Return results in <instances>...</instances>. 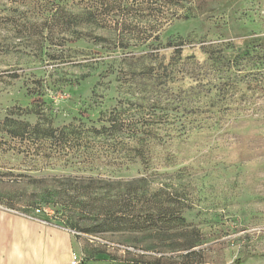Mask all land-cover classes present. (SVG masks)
<instances>
[{
  "label": "rangeland",
  "instance_id": "1",
  "mask_svg": "<svg viewBox=\"0 0 264 264\" xmlns=\"http://www.w3.org/2000/svg\"><path fill=\"white\" fill-rule=\"evenodd\" d=\"M36 1L0 0V207L69 229L81 264H264V0H131L160 20L77 29Z\"/></svg>",
  "mask_w": 264,
  "mask_h": 264
},
{
  "label": "trees",
  "instance_id": "2",
  "mask_svg": "<svg viewBox=\"0 0 264 264\" xmlns=\"http://www.w3.org/2000/svg\"><path fill=\"white\" fill-rule=\"evenodd\" d=\"M23 4H25V0H21ZM61 0H59L60 2ZM65 3V6L61 8L63 10L64 15L60 16L57 13V18L58 16L63 17V20L67 21V25L71 28H81V27H89V26H96L97 28H106L104 26H107L108 23L110 22V18L112 17H119L126 19L127 18H132L134 19H147V20H155L158 21L159 19V14L162 13V6L160 7V10H155V9H149V8H144L142 4L140 6H133L131 5L130 1L131 0H63ZM158 1V0H157ZM162 3L165 2L166 5H169L170 3H176L178 0H160ZM182 2H185L186 0H180ZM50 2H52V5H59L58 0H37L35 2L36 5H40L42 8L46 7ZM57 2V3H56ZM56 12H58V9H60V5L56 6ZM148 13V14H145ZM189 13V12H188ZM147 15V16H146ZM193 16V15H192ZM192 16L187 15L185 16V20L191 18ZM147 17V18H146ZM171 17L174 19L182 20L183 16H175L171 15ZM62 19V18H61ZM166 22L164 24H168L172 21L167 19V17H163ZM57 20V19H56ZM119 23V20L118 22ZM164 24H159V26H164ZM169 26V25H168ZM133 28H136L132 23L127 24L126 21L121 23V28L117 29L120 31L118 34V39L122 37L123 33L128 32L134 34L131 30ZM73 34L75 33H82L83 32L76 30L72 32ZM81 37V36H80ZM82 38V37H81ZM80 38V39H81ZM102 38L98 37L96 40H101ZM120 42V41H119ZM123 43V39L121 41ZM121 45V44H119ZM10 123V128L13 127H18V129H11L8 131L13 137H19L25 134L32 135L36 134L39 136L42 135L43 139H64L65 137L69 136L67 133L70 129V127H65L61 130H56L52 127H42L41 125L37 124L36 126H31L29 123H24V122H15L14 120H11L7 118L5 121V124L8 126ZM12 123V124H11ZM113 129V128H112ZM110 129L108 128H102L100 130L95 129L94 132L97 133L99 136H102L104 134H107ZM72 133V132H71ZM120 186H123L124 184L119 181L117 182ZM113 185L111 182H105L104 180H95V179H83L79 181L78 186L76 187L77 190H81V192L88 191L91 194L97 193L99 191H105L107 189H110V186ZM182 219V218H181ZM182 221H184L182 219ZM196 247V244L194 242H189L187 243L182 249V251H187L188 254L187 256H191L194 254V251H192L193 248ZM128 254H132L131 252H127ZM140 259H144V256L137 255ZM161 259L154 260L152 264H160ZM145 264L143 261H137L133 264ZM149 264V263H148Z\"/></svg>",
  "mask_w": 264,
  "mask_h": 264
},
{
  "label": "crops",
  "instance_id": "3",
  "mask_svg": "<svg viewBox=\"0 0 264 264\" xmlns=\"http://www.w3.org/2000/svg\"><path fill=\"white\" fill-rule=\"evenodd\" d=\"M44 219L0 207V264H71L76 237Z\"/></svg>",
  "mask_w": 264,
  "mask_h": 264
},
{
  "label": "built area",
  "instance_id": "4",
  "mask_svg": "<svg viewBox=\"0 0 264 264\" xmlns=\"http://www.w3.org/2000/svg\"><path fill=\"white\" fill-rule=\"evenodd\" d=\"M81 262L82 259L78 255H74L71 264H81Z\"/></svg>",
  "mask_w": 264,
  "mask_h": 264
}]
</instances>
